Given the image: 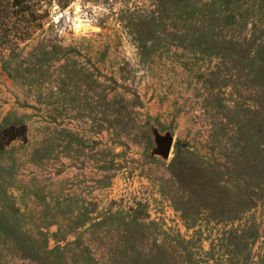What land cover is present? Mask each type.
I'll return each instance as SVG.
<instances>
[{
	"label": "rangeland",
	"instance_id": "rangeland-1",
	"mask_svg": "<svg viewBox=\"0 0 264 264\" xmlns=\"http://www.w3.org/2000/svg\"><path fill=\"white\" fill-rule=\"evenodd\" d=\"M6 130L0 264H264V0L58 8L0 53Z\"/></svg>",
	"mask_w": 264,
	"mask_h": 264
},
{
	"label": "trees",
	"instance_id": "trees-1",
	"mask_svg": "<svg viewBox=\"0 0 264 264\" xmlns=\"http://www.w3.org/2000/svg\"><path fill=\"white\" fill-rule=\"evenodd\" d=\"M76 0H0V53L15 49L32 39L50 18L53 5L66 9ZM19 134L6 130L0 148Z\"/></svg>",
	"mask_w": 264,
	"mask_h": 264
},
{
	"label": "clouds",
	"instance_id": "clouds-1",
	"mask_svg": "<svg viewBox=\"0 0 264 264\" xmlns=\"http://www.w3.org/2000/svg\"><path fill=\"white\" fill-rule=\"evenodd\" d=\"M56 11H58V8L53 5V9L52 12L55 13ZM76 12L79 13L80 12V8L77 6L76 7ZM63 15L67 16V11H65V13H63ZM54 20H58L59 17H56L55 15H53L52 17ZM69 19H71V17H69ZM84 21L81 20V18L79 16L76 17L75 21H73V25L75 27V31L79 32L80 29L84 26Z\"/></svg>",
	"mask_w": 264,
	"mask_h": 264
},
{
	"label": "water",
	"instance_id": "water-1",
	"mask_svg": "<svg viewBox=\"0 0 264 264\" xmlns=\"http://www.w3.org/2000/svg\"><path fill=\"white\" fill-rule=\"evenodd\" d=\"M163 148H164L166 151H169V149L171 148V141L164 143V144H163Z\"/></svg>",
	"mask_w": 264,
	"mask_h": 264
}]
</instances>
